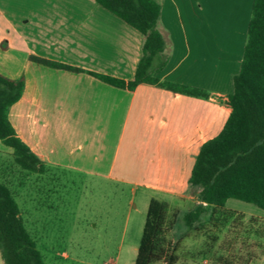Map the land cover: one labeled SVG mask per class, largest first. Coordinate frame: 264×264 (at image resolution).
<instances>
[{
    "label": "crops",
    "instance_id": "1",
    "mask_svg": "<svg viewBox=\"0 0 264 264\" xmlns=\"http://www.w3.org/2000/svg\"><path fill=\"white\" fill-rule=\"evenodd\" d=\"M157 1L168 56L157 76L204 89L209 97L152 83L121 88L91 74L132 79L145 39L95 0H0V58L8 69L0 66V72L25 78L9 117L47 173L134 181L136 190L144 187L152 197H187L202 145L220 133L232 111L228 97L241 67L253 0H227L237 3L231 18L210 9L213 0ZM224 19L235 23L233 32L224 28ZM30 55L82 71L38 63ZM254 264H264V258Z\"/></svg>",
    "mask_w": 264,
    "mask_h": 264
},
{
    "label": "trees",
    "instance_id": "2",
    "mask_svg": "<svg viewBox=\"0 0 264 264\" xmlns=\"http://www.w3.org/2000/svg\"><path fill=\"white\" fill-rule=\"evenodd\" d=\"M95 1L140 31L145 39L143 54L132 79L91 74L121 88L134 89L141 83H152L174 92L209 97L204 89L163 81L157 76L168 60L166 39L159 28L162 11L159 1ZM30 59L57 68L82 71L35 55H30ZM233 86L228 97L232 111L220 133L202 145L192 169L189 184L196 189L198 202L187 211L175 209L169 221L170 203L152 197L135 264L157 261L176 264L184 233L197 229V223L203 221L210 208L221 211V216L212 217L211 221L221 220L226 225L232 219L242 223L244 213L226 208L231 198L264 209V0H253L243 59L239 72L234 75ZM24 90V77L10 78L0 72V140L13 149L14 162L20 168L46 174L45 163L18 135L9 117L11 107L21 99ZM260 221L252 216L248 233L255 232L264 237V219ZM172 231L176 237L170 239L168 234ZM0 250L4 264H46L16 196L4 180H0ZM220 264L233 263L221 259Z\"/></svg>",
    "mask_w": 264,
    "mask_h": 264
},
{
    "label": "rangeland",
    "instance_id": "3",
    "mask_svg": "<svg viewBox=\"0 0 264 264\" xmlns=\"http://www.w3.org/2000/svg\"><path fill=\"white\" fill-rule=\"evenodd\" d=\"M226 1L213 0L209 8L231 18L237 3ZM203 8L210 10L206 4ZM204 16L202 23L207 28V15ZM226 21L220 20L228 33L233 32L235 23ZM0 66L8 70L1 58ZM0 147V180L12 188L46 264H133L152 198L148 190H136L134 181L97 179L74 172H29L14 162L11 147L2 141ZM155 196L170 202L169 221L175 209L187 211L198 202L196 189L189 190L184 199ZM226 205L244 213L243 222L230 219L223 225L221 220L211 221L212 217L219 218L221 211L210 208L203 221L197 223V229L184 233L176 264H220L221 259L233 264H254L264 258V237L247 231L251 230L252 217L247 214L262 221L264 209L235 198ZM168 237L176 235L172 231Z\"/></svg>",
    "mask_w": 264,
    "mask_h": 264
}]
</instances>
